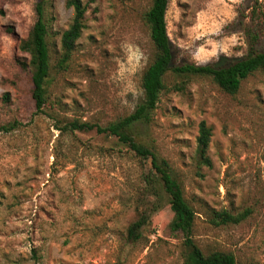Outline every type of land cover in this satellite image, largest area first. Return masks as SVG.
Returning <instances> with one entry per match:
<instances>
[{
  "label": "rangeland",
  "instance_id": "374dc122",
  "mask_svg": "<svg viewBox=\"0 0 264 264\" xmlns=\"http://www.w3.org/2000/svg\"><path fill=\"white\" fill-rule=\"evenodd\" d=\"M36 0H0V264H182L183 233L159 183L113 135L63 129L73 119L100 126L127 115L141 97L139 78L152 57L141 18L149 0H81L83 28L64 70L54 68L59 36L71 18L65 0H50V73L39 108L18 48L35 19ZM168 0L166 32L175 62L222 66L248 52L246 28L264 51V0ZM165 77L152 120L136 134L164 158L194 211L189 237L202 252L229 251L235 264H264V72L230 94L206 77L180 91ZM210 128L209 165L195 157L198 123ZM152 170V169H151ZM151 192V193H150ZM142 237L125 240L138 211ZM245 212L212 225V210Z\"/></svg>",
  "mask_w": 264,
  "mask_h": 264
},
{
  "label": "trees",
  "instance_id": "16d2710c",
  "mask_svg": "<svg viewBox=\"0 0 264 264\" xmlns=\"http://www.w3.org/2000/svg\"><path fill=\"white\" fill-rule=\"evenodd\" d=\"M50 0H36L34 4L35 19L25 36L18 42V48L28 56L26 62L20 61L19 66L28 72L31 82L30 96L34 106L39 108L44 101L46 81L50 73L47 48V16L45 8ZM168 0H149V5L141 13V18L148 28L149 40L153 52L150 61L144 66L139 78L141 97L132 111L127 115L100 126L88 121L73 119L63 124L62 128L72 130H91L97 133L113 135L117 141L125 145L140 160L148 159L150 170L143 176V181L150 187L159 183L166 195L168 207L172 212L169 223L171 230L183 233L184 252L182 264H235L233 254L229 251L211 250L202 252L189 237L194 218V211L185 201L178 180L172 175L168 162L158 157L150 144L136 134L138 123L147 124L152 120L153 110L159 94L165 89V77L172 76L171 89L180 91L193 77H206L219 89L234 93L242 79L254 72H264V51H254L258 39L257 30L246 28L249 41L248 52L243 57L226 65L195 64L192 62H175L174 51L166 32L165 11ZM257 0H251L249 17L253 18ZM65 5L71 9V18L59 36V52L54 68L64 70L71 57L74 43L83 28V15L86 3L81 0H65ZM210 137V128L203 122L198 123L195 137V157L199 164L208 166L206 154ZM152 169V170H151ZM151 193V192H150ZM245 216V212L232 214L226 209L212 210L209 223L221 225L237 223ZM148 221V212L142 209L125 229V240L133 243L142 237V229Z\"/></svg>",
  "mask_w": 264,
  "mask_h": 264
}]
</instances>
